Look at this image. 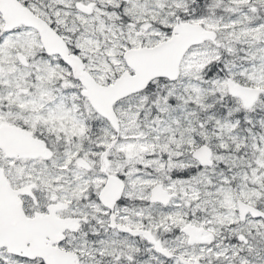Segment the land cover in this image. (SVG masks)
I'll list each match as a JSON object with an SVG mask.
<instances>
[{
  "label": "snow or ice",
  "instance_id": "obj_1",
  "mask_svg": "<svg viewBox=\"0 0 264 264\" xmlns=\"http://www.w3.org/2000/svg\"><path fill=\"white\" fill-rule=\"evenodd\" d=\"M0 264H264V0H0Z\"/></svg>",
  "mask_w": 264,
  "mask_h": 264
}]
</instances>
